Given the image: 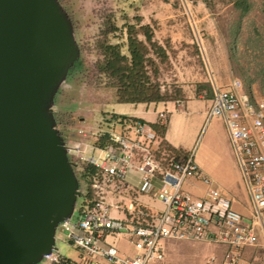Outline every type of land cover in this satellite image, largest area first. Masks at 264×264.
I'll use <instances>...</instances> for the list:
<instances>
[{
	"label": "built area",
	"instance_id": "obj_1",
	"mask_svg": "<svg viewBox=\"0 0 264 264\" xmlns=\"http://www.w3.org/2000/svg\"><path fill=\"white\" fill-rule=\"evenodd\" d=\"M241 88L239 80L229 89L216 88L204 127L215 119L224 122L251 199L249 226L203 174L194 160L195 150L186 159H177L154 128L141 121L111 122L102 146L87 142L85 130L77 128L76 140H63L75 173L92 169L87 181L89 198L78 210V221L73 223L70 217L57 225L55 239L57 234L64 237L82 256L74 261L53 249L38 264H165L162 243L169 240L215 244L226 249L220 264H247L242 250L258 244L257 226L264 232V95L251 101L247 94L234 92ZM158 118L163 123L167 119L164 112ZM98 133L103 134H91L96 139ZM155 181L160 183L158 189ZM195 183L206 187L203 196L184 189L185 184ZM79 190L82 193L80 185ZM140 195L160 201L164 209L147 208ZM108 196L127 197L128 219L110 216L112 208L121 206L108 202ZM121 234L133 246L134 255L120 253L109 241ZM208 262L213 264L214 258Z\"/></svg>",
	"mask_w": 264,
	"mask_h": 264
},
{
	"label": "water",
	"instance_id": "obj_2",
	"mask_svg": "<svg viewBox=\"0 0 264 264\" xmlns=\"http://www.w3.org/2000/svg\"><path fill=\"white\" fill-rule=\"evenodd\" d=\"M78 57L58 0H0V264H38L82 196L52 110Z\"/></svg>",
	"mask_w": 264,
	"mask_h": 264
},
{
	"label": "crops",
	"instance_id": "obj_3",
	"mask_svg": "<svg viewBox=\"0 0 264 264\" xmlns=\"http://www.w3.org/2000/svg\"><path fill=\"white\" fill-rule=\"evenodd\" d=\"M220 0H124L122 21L116 27L120 28L125 24L148 28L152 42L162 49L166 47L169 65L171 67V83L166 80L164 87L168 93L174 89L191 96L186 101L174 98L173 100L150 104H119L120 109L113 110L110 116H119L136 119L145 122L157 130L155 131L159 141L172 150L179 160L186 159L194 151V160L200 167L203 174L213 181V187L217 188L227 199L231 201L232 207L243 219L246 226L250 225L252 218V206L250 195L246 189L237 159L234 155L224 122L220 119L210 121L206 127V115L212 104L216 88L229 89L234 80L242 83V88L234 90L238 95L247 94L251 101L258 100L261 96L254 83L246 84L241 77L233 70L232 62L229 59V50L225 46L221 32L222 10L230 8L229 5L219 7L215 4ZM232 2L233 9L237 8V0H226ZM73 5V1L70 2ZM231 5V4H230ZM69 6V5H68ZM66 13L72 20L75 14L71 13L69 7L64 6ZM243 14V11H242ZM140 19L139 24L133 20ZM125 32V28H124ZM138 38L144 40L140 33ZM151 57L155 61L157 80L163 84V64L160 63L158 52L151 51ZM160 112L166 114L165 123L158 118ZM102 124L94 129L102 131ZM95 133V132H94ZM104 134L98 135L99 137ZM108 135V134H107ZM201 136V137H200ZM108 138V136H106ZM200 138V139H199ZM68 140L73 138L68 137ZM91 139V140H89ZM101 138L102 141H104ZM92 134L87 142L93 144ZM103 143V142H102ZM105 142L104 144H106ZM86 191L83 202L89 198L87 187L89 172L82 173ZM131 181V179H130ZM160 183L155 181V188ZM205 186L201 183L194 185L185 184L184 189L197 197L204 195ZM140 202L147 208L160 212L164 209L163 204L147 195H140ZM108 202L119 204L121 209L112 208L110 216L113 219L126 220L129 214L126 211L128 206L127 197L108 196ZM115 206V205H114ZM75 211V209H74ZM77 220L79 219V212ZM258 244L253 247H246L242 250V258L247 264H261L264 256V232L259 225L256 227ZM113 241L120 253L128 255L118 248L120 242L131 245L125 235H118ZM190 242V241H186ZM69 243V242H68ZM190 246L189 243H187ZM172 244L163 241L164 254ZM132 246V245H131ZM223 253L226 250L224 247ZM134 249V248H133ZM78 251V250H76ZM187 251V250H185ZM79 258L82 254L78 251ZM130 256V255H129ZM223 256V254H222ZM221 256V258H222ZM165 264H172L165 257ZM220 264V263H219Z\"/></svg>",
	"mask_w": 264,
	"mask_h": 264
},
{
	"label": "rangeland",
	"instance_id": "obj_4",
	"mask_svg": "<svg viewBox=\"0 0 264 264\" xmlns=\"http://www.w3.org/2000/svg\"><path fill=\"white\" fill-rule=\"evenodd\" d=\"M71 1H73L72 6ZM123 1L58 0L62 7L63 5L69 7L70 12L75 14L76 20L71 18L70 22L79 48V57L59 85L52 104L55 127L67 142L68 137L77 139V128H83L87 133L86 138H89L92 132H96L94 128L102 124L101 130L106 134L107 116L113 110L117 111L121 108L117 104L116 89L106 85V80L99 74L96 65L101 59L97 48V43L103 39L101 33L107 30L111 23L119 25L124 21L122 14H119L124 8ZM237 1L241 2L246 10L233 9V1L229 3L220 0L215 4L219 7L230 6L222 10L221 14L223 40L229 50L228 55L233 70L241 77L243 83L250 85L254 83L259 96H262L264 95V0ZM111 37L110 34L108 38ZM115 41L111 39L112 43ZM171 72L169 64L163 65L161 73L163 84L166 85V80L169 84L172 82ZM173 91L172 98L182 101L188 100L191 96L189 93L182 94L177 89ZM99 139L100 137L96 136L93 142ZM75 174L80 189L86 191L81 169H77ZM83 192L76 200L75 211L71 216L73 223L76 222L77 211L83 204ZM169 243L172 245L166 249L165 257L172 264H209L211 258H214L213 264H219L223 254L221 246L215 244L175 240H169ZM118 248L130 256L134 255L133 246L129 244L120 242ZM55 250L70 260L77 261L79 258L78 251L59 234L56 235Z\"/></svg>",
	"mask_w": 264,
	"mask_h": 264
},
{
	"label": "trees",
	"instance_id": "obj_5",
	"mask_svg": "<svg viewBox=\"0 0 264 264\" xmlns=\"http://www.w3.org/2000/svg\"><path fill=\"white\" fill-rule=\"evenodd\" d=\"M236 6L246 10L241 2L237 3ZM133 20L137 24L140 22L138 17ZM140 33L144 36V40L138 38ZM110 34L111 39L116 40L115 43H112L111 39L108 38ZM101 36L103 39L97 43L101 59L97 63L96 69L106 80V85L116 89L117 103L150 104L174 99L171 96L172 93H168L165 87L161 91V86H165V84H161L159 79L157 80L156 74H159V71H157L155 61L151 57V51L155 53V50H157L160 63L163 65L169 64L166 47L162 49L152 42L148 28L139 27V29H136L135 25L125 24L120 29L114 23H111L109 28L101 33ZM123 120L138 121L113 115L105 120V124L109 130L111 129V122ZM153 128L155 131L157 130L156 127ZM156 132L157 134L159 132V138H161V131L157 130ZM106 136H108L107 133L102 135L96 144L98 146L104 145L108 140ZM102 137L105 138L104 141L101 140ZM86 172L91 174L92 169L83 168L82 173Z\"/></svg>",
	"mask_w": 264,
	"mask_h": 264
}]
</instances>
